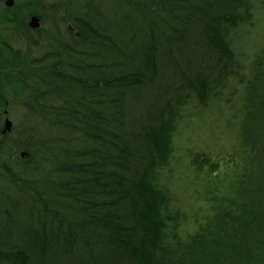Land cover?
Returning <instances> with one entry per match:
<instances>
[{
  "label": "trees",
  "instance_id": "1",
  "mask_svg": "<svg viewBox=\"0 0 264 264\" xmlns=\"http://www.w3.org/2000/svg\"><path fill=\"white\" fill-rule=\"evenodd\" d=\"M251 13L250 0L2 6L0 27L22 38L0 35V133L12 100L24 116L0 138V264H264L263 63L240 150L206 181L209 212L186 237L167 235L157 178L181 104L236 73L228 36ZM33 14L47 23L32 31Z\"/></svg>",
  "mask_w": 264,
  "mask_h": 264
},
{
  "label": "rangeland",
  "instance_id": "2",
  "mask_svg": "<svg viewBox=\"0 0 264 264\" xmlns=\"http://www.w3.org/2000/svg\"><path fill=\"white\" fill-rule=\"evenodd\" d=\"M24 1L14 0L13 5ZM250 3L251 16L232 28L228 36L229 49L238 66L236 73L228 77L216 95L204 102L190 96L179 107L171 153L157 177L158 185L168 195L167 211L175 217L168 222V237L173 233L186 237L197 229L198 223L209 212L203 197L210 185V177L220 173L226 158L240 150L247 88L254 71L253 65L256 60L264 64V0H250ZM2 6L4 0H0V8ZM46 23H41L40 27ZM0 35L14 49L20 47L21 31L13 26H1ZM8 110L7 117L13 129L24 112L19 111L21 109L13 100ZM13 234L16 236L15 232ZM64 264L83 263L75 260Z\"/></svg>",
  "mask_w": 264,
  "mask_h": 264
},
{
  "label": "bare ground",
  "instance_id": "3",
  "mask_svg": "<svg viewBox=\"0 0 264 264\" xmlns=\"http://www.w3.org/2000/svg\"><path fill=\"white\" fill-rule=\"evenodd\" d=\"M33 16H35V17H37V15H31L30 17H29V19L31 18V17H33ZM39 18V17H38ZM29 21V20H28ZM27 21V22H28ZM39 23L41 24V22H40V18H39ZM27 27H28V25H27ZM40 27V26H39ZM38 27V28H39ZM29 29H31L32 31L33 30H36V29H38V28H36V29H32V28H30V27H28ZM3 113H5V115H3L4 117L3 118H7V115L9 114V113H7V112H5V111H3ZM3 130H4V125L2 124V130H1V133H0V138L5 134H3L2 132H3ZM12 131V128L10 129V131L9 132H11ZM39 215L38 214H36V217H38ZM50 216V215H49ZM16 218V217H15ZM48 220H50V219H48ZM52 221V220H51ZM14 224V227H16V221H14L13 222ZM16 229V228H15ZM55 257V261L53 262H51V260H50V262L52 263V264H64L65 262H70V263H72V262H74L75 260H79L78 258H80V256L78 255V254H74V255H72L71 257H63L61 254H59V253H56L55 255H53V258Z\"/></svg>",
  "mask_w": 264,
  "mask_h": 264
},
{
  "label": "water",
  "instance_id": "4",
  "mask_svg": "<svg viewBox=\"0 0 264 264\" xmlns=\"http://www.w3.org/2000/svg\"><path fill=\"white\" fill-rule=\"evenodd\" d=\"M4 3H5V5L7 7H11L12 4H13V0H5ZM27 25H28V27H30L32 29L38 28L40 26L39 18L38 17H35V16L31 17L29 19V21L27 22ZM11 126H12V123L10 122V120L9 119H5L4 120V130H3L2 133L4 134L6 132H9L10 129H11Z\"/></svg>",
  "mask_w": 264,
  "mask_h": 264
}]
</instances>
